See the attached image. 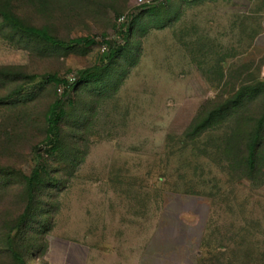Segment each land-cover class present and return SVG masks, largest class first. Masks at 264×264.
<instances>
[{
  "label": "rangeland",
  "instance_id": "obj_1",
  "mask_svg": "<svg viewBox=\"0 0 264 264\" xmlns=\"http://www.w3.org/2000/svg\"><path fill=\"white\" fill-rule=\"evenodd\" d=\"M89 252L264 264V0H0V264Z\"/></svg>",
  "mask_w": 264,
  "mask_h": 264
},
{
  "label": "trees",
  "instance_id": "obj_2",
  "mask_svg": "<svg viewBox=\"0 0 264 264\" xmlns=\"http://www.w3.org/2000/svg\"><path fill=\"white\" fill-rule=\"evenodd\" d=\"M155 4H156V2L154 4H152V5L142 6V8H150V7L154 6ZM126 24H128V22H126V23H124L122 25V27L124 28V33L121 35V39H120L121 41H119L123 45L126 43V40H127L128 36H129V32L131 30V28L129 26H127ZM105 47L107 49L106 56H108L110 53L113 52V47L111 46V43H106ZM96 70H99V67H94L90 71L95 72ZM90 71L89 70L88 71H83L72 82L71 81L68 82L65 85V93L64 94L74 91L76 89V86L82 83L83 76H85ZM60 109H61V103L58 102V103H56L53 106V108L51 110V114H50V116L48 118V133H49L48 138H50L49 139L50 143H45L44 144V146H47V149H51V148L54 147L53 144H54V142H55V140L57 138L58 129H57V119L56 118H57L58 111ZM42 150L43 149H39V151L37 150L38 151V155H40V156H38L39 158H37L36 166H35L34 170L32 171V173H31V175H30V177L28 179V183L30 185L33 184L34 181H36V179H37V177L39 175L38 167H39V165H41L40 162L43 159V156L41 155V151ZM255 156H256V145L254 144V145L251 146V148L249 150V161H250V163H253V161L255 159Z\"/></svg>",
  "mask_w": 264,
  "mask_h": 264
},
{
  "label": "crops",
  "instance_id": "obj_3",
  "mask_svg": "<svg viewBox=\"0 0 264 264\" xmlns=\"http://www.w3.org/2000/svg\"><path fill=\"white\" fill-rule=\"evenodd\" d=\"M83 264H125V263L123 261L116 262L113 259H111V257H110V260L106 259V261H103L102 259H100L99 256L95 255V253L89 252L86 255V257H84ZM126 264H133V262L131 261L130 263H126ZM134 264H138L137 256H135Z\"/></svg>",
  "mask_w": 264,
  "mask_h": 264
},
{
  "label": "built area",
  "instance_id": "obj_4",
  "mask_svg": "<svg viewBox=\"0 0 264 264\" xmlns=\"http://www.w3.org/2000/svg\"><path fill=\"white\" fill-rule=\"evenodd\" d=\"M156 1H157V0H138V6L142 7V6L152 5V4H154ZM120 22L122 23V25H123L124 23H126V19H125V17H122V18L120 19ZM103 48H104V50H106V47H105V46H104ZM73 80H74V79H73Z\"/></svg>",
  "mask_w": 264,
  "mask_h": 264
}]
</instances>
